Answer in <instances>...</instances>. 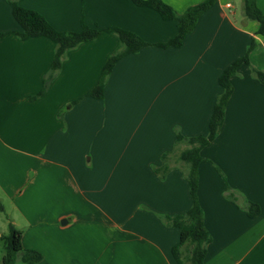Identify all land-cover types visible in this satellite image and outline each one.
Returning a JSON list of instances; mask_svg holds the SVG:
<instances>
[{
    "label": "crops",
    "instance_id": "crops-1",
    "mask_svg": "<svg viewBox=\"0 0 264 264\" xmlns=\"http://www.w3.org/2000/svg\"><path fill=\"white\" fill-rule=\"evenodd\" d=\"M163 1L181 14L204 0ZM255 2L264 14V0ZM21 4L60 31L117 26L149 45L120 58L103 97L94 98L87 94L118 46L104 32L68 50L33 97L54 43L18 37L11 7L0 0V211L2 200L10 204L22 249L41 254L18 264H177L179 230L163 216L187 211L192 199L179 159L187 144L176 145V134H207L222 92L218 77L252 40L249 64L230 78L219 132L200 150L196 194L211 237L203 264H264V86L252 70H264L259 23L237 16L233 0H215L180 47L161 48L155 44L176 35V22L131 0ZM162 162L163 178L155 171ZM248 201L258 215H248Z\"/></svg>",
    "mask_w": 264,
    "mask_h": 264
},
{
    "label": "trees",
    "instance_id": "trees-1",
    "mask_svg": "<svg viewBox=\"0 0 264 264\" xmlns=\"http://www.w3.org/2000/svg\"><path fill=\"white\" fill-rule=\"evenodd\" d=\"M11 7V12L20 26V31L14 33L20 38L33 36H45L54 43L53 58L49 71L43 76V86L33 97H38L44 93L52 79L60 69L65 53L78 46L80 43L93 40L104 32L112 33L118 39V46L111 53L103 67L96 85L87 95L94 98L103 97V89L106 79L110 74L114 64L122 57L136 53L140 48L149 45L140 36L132 31L110 26L107 28H96L82 24L78 31H60L54 28L46 18L36 10L24 7L21 0H5ZM138 6H147L156 10L162 19L174 20L177 26V33L171 39L155 44L158 47H180L185 36L193 29L199 16L212 6L215 0H204L188 7L183 13H177L170 5L163 0H131ZM243 14L247 19L255 20L259 23L257 33L264 35V14L256 5L255 0H242ZM4 33H0L3 36ZM255 46L254 40L251 41L247 52L228 65L218 77V83L222 87V92L218 96L208 121V132L206 135L194 137H184L180 133L176 134L175 144L185 143L187 146L180 151L179 159L187 166L185 177L188 181V191L192 199L191 207L179 214L165 215L163 219L171 227L179 230V240L172 247V255L177 264H203L206 253V245L211 237L204 227L203 210L197 200L199 163L204 160L200 150L209 144L218 134L224 118V110L228 97L231 94L232 86L230 78L237 72V69L244 63L249 64L248 53ZM259 82L264 86V70L252 68ZM165 158V154L162 155ZM168 167L162 162L161 167L155 171L163 178V174ZM244 208L249 216L254 217L259 214V207L253 202H246ZM0 210L2 207L0 206ZM22 232L9 225L8 235L0 237L5 246L1 257L2 264H18L20 262H35L41 257L36 250L22 249Z\"/></svg>",
    "mask_w": 264,
    "mask_h": 264
},
{
    "label": "rangeland",
    "instance_id": "rangeland-1",
    "mask_svg": "<svg viewBox=\"0 0 264 264\" xmlns=\"http://www.w3.org/2000/svg\"><path fill=\"white\" fill-rule=\"evenodd\" d=\"M233 6H234V10L237 12V16L238 14L241 16L244 15L243 10H242V0H233ZM113 52L114 50L111 53ZM172 155H174V153H172ZM1 203L4 209L3 211H0V228H2V230L0 231V235H1L0 237H5L8 235L9 225L12 224L9 219L12 218L20 222H21V219L17 216L16 212L12 210V207L10 206L8 202L2 200ZM114 220H116V217L114 218ZM12 226L15 227L13 224ZM4 246H5V243L3 239L0 238V264H2L1 257L4 251Z\"/></svg>",
    "mask_w": 264,
    "mask_h": 264
},
{
    "label": "water",
    "instance_id": "water-1",
    "mask_svg": "<svg viewBox=\"0 0 264 264\" xmlns=\"http://www.w3.org/2000/svg\"><path fill=\"white\" fill-rule=\"evenodd\" d=\"M66 222V219L65 220H62V223Z\"/></svg>",
    "mask_w": 264,
    "mask_h": 264
},
{
    "label": "built area",
    "instance_id": "built-area-1",
    "mask_svg": "<svg viewBox=\"0 0 264 264\" xmlns=\"http://www.w3.org/2000/svg\"><path fill=\"white\" fill-rule=\"evenodd\" d=\"M227 6H230V4H227Z\"/></svg>",
    "mask_w": 264,
    "mask_h": 264
}]
</instances>
